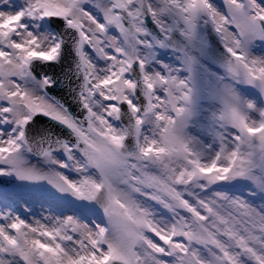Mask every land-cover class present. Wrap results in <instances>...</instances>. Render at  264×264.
I'll return each mask as SVG.
<instances>
[{
    "label": "snow or ice",
    "instance_id": "6c2138e0",
    "mask_svg": "<svg viewBox=\"0 0 264 264\" xmlns=\"http://www.w3.org/2000/svg\"><path fill=\"white\" fill-rule=\"evenodd\" d=\"M0 264H264V0H0Z\"/></svg>",
    "mask_w": 264,
    "mask_h": 264
}]
</instances>
